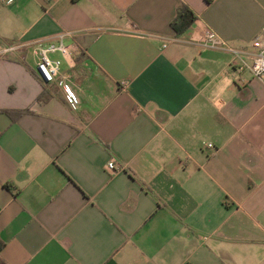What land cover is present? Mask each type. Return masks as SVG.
Segmentation results:
<instances>
[{"label":"crops","instance_id":"0c3cea01","mask_svg":"<svg viewBox=\"0 0 264 264\" xmlns=\"http://www.w3.org/2000/svg\"><path fill=\"white\" fill-rule=\"evenodd\" d=\"M4 1L0 264H264V86L195 42L248 48L264 0Z\"/></svg>","mask_w":264,"mask_h":264},{"label":"built area","instance_id":"2783aa9c","mask_svg":"<svg viewBox=\"0 0 264 264\" xmlns=\"http://www.w3.org/2000/svg\"><path fill=\"white\" fill-rule=\"evenodd\" d=\"M10 2L11 0L4 1L5 4ZM68 36L69 33L54 36L52 41L55 43H51V41L45 42L48 40H37L28 44L31 46L32 53L36 58L35 70L46 84L53 82L54 78L58 75L60 66L59 59H50L48 55L58 53L64 59L65 57L68 58L70 52L74 49L73 46L62 43V39ZM170 41L173 42L174 40L171 39ZM195 42L201 48L223 51L229 54L232 61L235 62L234 65L238 71L242 69L248 70L250 77L261 82L264 86V28L253 38L248 48L232 47L206 27L201 29V33L196 37ZM19 47L20 45H12L0 49V55L13 53ZM114 170H117V168L113 161L105 164V171L111 173Z\"/></svg>","mask_w":264,"mask_h":264},{"label":"trees","instance_id":"16d2710c","mask_svg":"<svg viewBox=\"0 0 264 264\" xmlns=\"http://www.w3.org/2000/svg\"><path fill=\"white\" fill-rule=\"evenodd\" d=\"M194 16L191 11L183 4H178L175 8L174 15L169 23L171 30L173 31L174 35L178 36L181 35L193 22ZM5 114L9 120H13L20 112H11V111H1ZM3 246V243L0 241V250Z\"/></svg>","mask_w":264,"mask_h":264}]
</instances>
